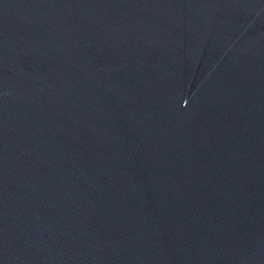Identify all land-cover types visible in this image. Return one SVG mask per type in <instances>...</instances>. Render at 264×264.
Here are the masks:
<instances>
[{
	"label": "water",
	"instance_id": "1",
	"mask_svg": "<svg viewBox=\"0 0 264 264\" xmlns=\"http://www.w3.org/2000/svg\"><path fill=\"white\" fill-rule=\"evenodd\" d=\"M0 264H264V0H0Z\"/></svg>",
	"mask_w": 264,
	"mask_h": 264
}]
</instances>
